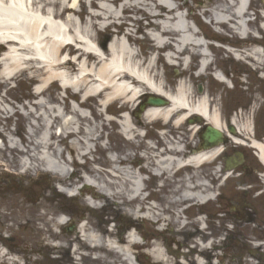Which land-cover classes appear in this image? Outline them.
<instances>
[{
  "label": "rangeland",
  "instance_id": "1",
  "mask_svg": "<svg viewBox=\"0 0 264 264\" xmlns=\"http://www.w3.org/2000/svg\"><path fill=\"white\" fill-rule=\"evenodd\" d=\"M89 1H84L87 12L90 11ZM252 5L257 10L255 14H258L264 9V0H258ZM123 13L140 19L134 11L123 10ZM68 16L74 21L78 20L77 16L72 15L64 18ZM120 17L123 20L125 15ZM47 18L52 20L51 17ZM83 20H88L86 15H83ZM137 20L136 23H140ZM56 21L59 23L60 20ZM124 21H131V18ZM252 23L248 27L256 29V22ZM117 28V23L111 24L106 32L94 36L95 42L103 46L111 34H121ZM141 33L144 36V30ZM129 42L139 56L146 55L148 48L152 47L146 37L143 41L129 39ZM260 45L264 48V36ZM74 49L76 51V47ZM5 52L6 49L0 50V57ZM156 63L165 90L173 93L177 82L183 81L182 68L169 69L161 60ZM193 67L192 63L191 71ZM65 68H74L78 74L84 71L82 66L79 71L77 63L72 60ZM47 77L48 74L43 70H37L35 62H28L20 69L11 67L8 62L0 63V236L14 240V243L3 244L0 241V264H118L119 259L113 252L88 251L79 246L82 243L79 236L78 243L73 241L79 222L98 234H112V239L116 241L120 237L126 241L129 235L123 233V226L135 225V240H139L140 245L146 244L131 250L130 255L135 261L139 260V264H264V218L259 213L255 222L237 219L244 213L241 209L244 202L242 187L232 177L223 184L224 175L217 173L220 168L218 159L212 164L202 162L195 167H185L175 173L173 178L171 175L175 169L170 174L161 173L158 177L153 175L157 162L154 157L163 156V153L165 155L170 147L177 151L174 158L178 161L191 158L187 126L185 123L176 124L181 112L171 113L168 121L150 122L134 118L139 100L123 108H120V102L114 101L109 112L119 121L104 127L97 106L100 99L80 104L72 90L65 92L59 83L46 86ZM71 99L77 102L79 109L83 110L84 107L89 110V122L98 124L97 144L85 157L78 155L82 151L76 138H60L56 135L61 123L55 118L53 108L69 115L73 106L70 104ZM39 101L45 102V105L37 104ZM141 101L145 102L143 99ZM50 106L53 108L48 111L47 107ZM121 112L131 117L136 129L132 140H126L121 135ZM47 126L52 131L49 142L45 132ZM49 143L56 146L55 151L48 149ZM53 153L60 159L63 171L75 174L66 177L51 174L48 160ZM112 155L127 159L126 165H121L124 169L130 168L137 175L140 167L139 172L148 175L149 181L145 180L144 189L146 194L149 191L152 194L146 201H131L125 172H120L118 182L109 178L107 171L112 169V162L108 158ZM70 157L72 160L77 158L79 164L73 160L70 166ZM218 175L220 177L217 178ZM88 177L102 183L119 184L123 193L118 197L108 193L111 198H103L101 193L88 186L96 198L85 201L79 190L88 189L81 182V179L86 181ZM17 184L27 187V193L12 192L18 189ZM187 191L199 193L203 198L210 194L211 197L217 195V198L202 206L196 201L182 200V195ZM115 192V189L111 190V193ZM28 194L30 197H27ZM250 197L249 200L255 199L254 196ZM151 203L156 208L155 220L146 217L149 216L146 209L151 207ZM139 206L140 211L136 212ZM62 213L70 218V222L55 227L53 224L56 216ZM136 213L138 216H135ZM199 214L207 217L202 218L204 223L201 222L205 229L196 220ZM68 228H71L70 232H67ZM141 234L145 237H140ZM55 235L61 239L54 238ZM142 238L146 240L142 241ZM154 245L160 247L164 255L162 260L151 255Z\"/></svg>",
  "mask_w": 264,
  "mask_h": 264
},
{
  "label": "bare ground",
  "instance_id": "2",
  "mask_svg": "<svg viewBox=\"0 0 264 264\" xmlns=\"http://www.w3.org/2000/svg\"><path fill=\"white\" fill-rule=\"evenodd\" d=\"M84 1L0 0V45L7 48L5 54L0 57V63L8 62L11 67L20 69L28 62H35L37 70H43L48 74V79L45 81V84L48 83L46 86L57 82L61 88L65 89V92L72 90L85 102L100 99L97 106L102 110L104 105L113 104L114 101L121 103L120 108L127 107L141 98V94L148 91L168 98L171 103H168L169 108L165 109V112H163L164 107L153 108L149 106L142 115L144 120L150 122L168 121L172 114L181 112L176 120V124H179L184 122L186 111L191 109L197 111V114L203 115L208 122L221 127L217 114H210L208 99L201 93L199 95L194 93L192 75H189L188 79L185 78L183 81L177 82L176 89L172 93L165 90L162 77L157 71L156 62L161 60L165 65L168 63L183 68V75L187 76L188 71L191 70V63L187 59L194 57L192 53L199 58L196 67L199 73H204L214 64L201 35L194 32L195 30L190 26L187 17L175 12L176 8L172 6L169 0H90L89 12L84 8ZM247 1L206 0L199 5V9L205 10L207 8L204 15L217 32L234 30L238 34L240 52L233 54L235 59L247 63L250 61L248 58L252 56L254 60H251L255 62V65H258L260 63V58H258L260 49L249 50L247 48L248 41L253 38L247 34L249 27L244 19L248 6ZM123 10L136 12V15L139 14L140 19L146 22L139 30H144L147 40L154 44V47L148 48L149 51L169 49L170 53L161 58L156 56L158 55L156 52L151 55L145 51L146 55L139 56L129 42V38L123 33L111 34V40L106 48L95 42L94 36H98L101 31L106 32L111 24L121 21L120 16ZM66 15L77 16L78 20L74 21L69 16L65 19ZM83 15H86L88 20L84 21ZM47 17H51L52 20ZM57 19L60 20V24L57 23ZM260 26L261 29H256L253 32L255 36L262 29L264 30V25L261 24ZM69 43L78 47V50L75 51L73 46L68 45ZM133 44L135 45L136 42ZM70 60L77 63L79 71L82 70L80 68L82 66L84 68L83 73L78 74L74 68L66 69L65 67L69 66ZM213 76L217 81H221V75L218 73H214ZM71 80L74 82L70 83ZM208 82L215 83L212 79H209ZM188 102L192 104L191 108H188ZM37 104L45 105V102L39 101ZM72 104V111L69 115H65L63 110L57 111L51 106L47 107V110L50 111L49 109L53 108L55 118L61 123L59 137L76 138L77 145L82 151L78 155L85 157L92 152V147L97 144L98 124L89 122L87 112L79 109L78 104ZM130 118L128 114L120 116V127L123 128L121 135L126 140H132L133 134L136 132ZM108 119L104 117V120ZM47 121L50 126L49 119ZM49 126L45 130L48 142L52 138V131H50ZM79 136H81L80 139ZM48 149L55 151L56 146L49 143ZM258 149L261 160H264L261 147L258 146ZM176 154L175 148L170 147L165 155L163 153V156H155L157 162L153 170L154 174L157 176L161 173L169 174L175 167L180 168L183 165L188 167L199 165L202 161L216 158L219 150L215 149L199 156H192L184 162L174 158ZM108 159L112 162V169L107 171L109 178L118 182L120 172H125L128 181L126 187L131 194V201L138 202L137 200L142 199L144 181L135 175V172L130 171V168L124 169L121 166L126 165L127 159L124 160L114 155L109 156ZM59 160L56 154L51 155L48 160L51 168L50 173L66 177L69 173L62 170V163ZM84 179H81V182L85 187L87 185L93 186L103 195V198H108L109 194L118 197L123 193L119 184L102 183L91 177H88L86 181ZM72 186L73 184L70 185V187ZM112 189L116 190L115 194L111 193ZM205 198H210V195L203 198L199 193L189 191L182 195V200L196 201L197 203L206 202L207 199ZM155 209L153 206L147 208L149 216L146 217L155 220L157 218L155 217ZM139 211L140 206L137 207L136 212ZM59 216H56L57 219L53 224L55 227L63 224L64 220ZM135 216H138V213ZM78 236L82 242L79 243V246L85 247L88 251L90 249L113 252L114 256L119 259L118 264H138L137 261L132 262L133 256L130 255L131 250L140 245L139 240H135L136 233L134 231L129 232L126 241L121 237L116 241L112 239L114 236L110 233L98 234L89 226L81 225L76 231L73 240L75 243L80 240ZM54 238L61 239L57 235ZM152 250L151 255L155 259L162 260L164 258L160 247L154 245ZM97 259L99 260V258Z\"/></svg>",
  "mask_w": 264,
  "mask_h": 264
},
{
  "label": "flooded vegetation",
  "instance_id": "3",
  "mask_svg": "<svg viewBox=\"0 0 264 264\" xmlns=\"http://www.w3.org/2000/svg\"><path fill=\"white\" fill-rule=\"evenodd\" d=\"M259 74L263 78L258 79ZM228 79V86L200 84V93L210 103V114H217L221 127L205 121L197 111L190 109L187 113V125L191 147L201 149L207 129L218 130L223 135L220 155L223 167L231 169L233 174L238 172L243 183H252L251 195L257 193L258 203L264 206V186L256 183L255 179L256 175L259 179L264 178V163L258 160L259 154L252 144L259 142L264 148V70L241 71L231 74ZM195 91L200 94L197 87ZM187 104L188 108L192 107L190 102ZM245 126H249V129L243 133L239 129ZM233 138L245 146H232L230 140Z\"/></svg>",
  "mask_w": 264,
  "mask_h": 264
},
{
  "label": "water",
  "instance_id": "4",
  "mask_svg": "<svg viewBox=\"0 0 264 264\" xmlns=\"http://www.w3.org/2000/svg\"><path fill=\"white\" fill-rule=\"evenodd\" d=\"M148 103L151 105V106H165V102L162 101V100H159V99H149L148 100Z\"/></svg>",
  "mask_w": 264,
  "mask_h": 264
}]
</instances>
